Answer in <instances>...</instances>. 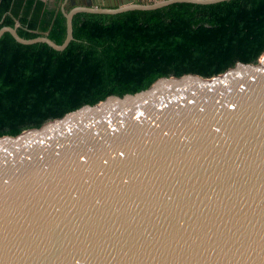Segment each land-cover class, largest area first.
<instances>
[{
	"label": "water",
	"instance_id": "obj_1",
	"mask_svg": "<svg viewBox=\"0 0 264 264\" xmlns=\"http://www.w3.org/2000/svg\"><path fill=\"white\" fill-rule=\"evenodd\" d=\"M69 1L62 44L0 39L62 51L80 11L223 0ZM0 264H264V52L0 136Z\"/></svg>",
	"mask_w": 264,
	"mask_h": 264
},
{
	"label": "trees",
	"instance_id": "obj_2",
	"mask_svg": "<svg viewBox=\"0 0 264 264\" xmlns=\"http://www.w3.org/2000/svg\"><path fill=\"white\" fill-rule=\"evenodd\" d=\"M62 7L44 0H0V28L16 26L24 38L47 34L62 44L65 11L73 6ZM73 34L62 51L44 42L20 43L10 32L2 35L0 136L40 127L112 93L147 88L160 76L211 77L237 60L256 62L264 52V0L80 11Z\"/></svg>",
	"mask_w": 264,
	"mask_h": 264
},
{
	"label": "crops",
	"instance_id": "obj_3",
	"mask_svg": "<svg viewBox=\"0 0 264 264\" xmlns=\"http://www.w3.org/2000/svg\"><path fill=\"white\" fill-rule=\"evenodd\" d=\"M44 1L47 2L51 6H55V5L58 6V5H60V3H62V6H63V4L72 5L69 0H67L66 2H65V0H63V2L61 0H59V1L58 0H44Z\"/></svg>",
	"mask_w": 264,
	"mask_h": 264
}]
</instances>
